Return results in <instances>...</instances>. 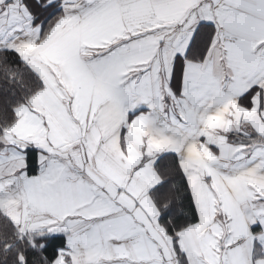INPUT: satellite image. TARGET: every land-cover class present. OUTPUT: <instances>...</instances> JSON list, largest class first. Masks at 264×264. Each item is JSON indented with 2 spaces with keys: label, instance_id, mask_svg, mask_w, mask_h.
Listing matches in <instances>:
<instances>
[{
  "label": "snow or ice",
  "instance_id": "6c2138e0",
  "mask_svg": "<svg viewBox=\"0 0 264 264\" xmlns=\"http://www.w3.org/2000/svg\"><path fill=\"white\" fill-rule=\"evenodd\" d=\"M0 71L2 264H264V0H0Z\"/></svg>",
  "mask_w": 264,
  "mask_h": 264
},
{
  "label": "trees",
  "instance_id": "16d2710c",
  "mask_svg": "<svg viewBox=\"0 0 264 264\" xmlns=\"http://www.w3.org/2000/svg\"><path fill=\"white\" fill-rule=\"evenodd\" d=\"M9 60L12 63H16V58L14 56V54H10L9 56ZM19 71L23 72V68H20ZM18 86L15 84H9L7 83V80L5 79L4 73L2 71H0V88H7V89H12V88H17ZM14 99V98H13ZM5 107H9V105L6 104V102L3 100V97L0 96V122H3L5 119L8 121L12 120V116L10 113H5L4 109ZM166 156L168 157V162L175 164V157L174 154H166ZM161 175H164L163 172H161ZM168 178L170 180L173 181L174 184H176L177 189H179V185L180 182L178 179L174 178V172L172 175H169ZM177 194L182 195V191H178ZM5 223V221L3 220V217H0V224ZM10 238L12 242H15V237L12 236V229L11 227H9L7 229V233H6ZM4 240L2 237H0V244H3ZM2 260L3 258L0 257V264H2Z\"/></svg>",
  "mask_w": 264,
  "mask_h": 264
},
{
  "label": "crops",
  "instance_id": "0c3cea01",
  "mask_svg": "<svg viewBox=\"0 0 264 264\" xmlns=\"http://www.w3.org/2000/svg\"><path fill=\"white\" fill-rule=\"evenodd\" d=\"M166 155V154H165Z\"/></svg>",
  "mask_w": 264,
  "mask_h": 264
}]
</instances>
